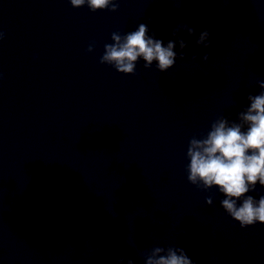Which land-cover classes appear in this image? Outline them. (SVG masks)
I'll list each match as a JSON object with an SVG mask.
<instances>
[{"label": "clouds", "instance_id": "obj_1", "mask_svg": "<svg viewBox=\"0 0 264 264\" xmlns=\"http://www.w3.org/2000/svg\"><path fill=\"white\" fill-rule=\"evenodd\" d=\"M120 0H70L73 8L87 6L91 11L109 10L116 12ZM183 28L189 35L195 30L187 25L173 30L175 37ZM147 25L140 24L135 31L121 34L111 33L113 43L104 45L101 64H108L119 73L133 75L137 63L142 59L143 67L149 69L153 62L160 72H166L176 64V40L164 42L148 35ZM208 30L201 32L196 43L207 48L211 41ZM4 33L0 32V40ZM180 59H184L183 49L187 46L183 39L179 41ZM90 44L87 51L92 52ZM196 60V57H191ZM205 54L203 61H208ZM261 91L247 97L249 106L238 114L237 121L219 116L210 125L203 138L192 137L186 156L187 179L198 188L208 190L217 188L224 196L220 201L224 211L244 228L256 223L264 224V195L257 199L249 194L256 190L257 184L264 188V81H259ZM206 204L212 205L213 198L206 197ZM117 264H123L122 260ZM127 264H133L129 259ZM145 264H193L183 248L169 246L154 247L145 254Z\"/></svg>", "mask_w": 264, "mask_h": 264}]
</instances>
